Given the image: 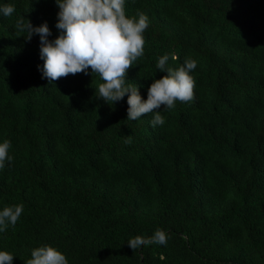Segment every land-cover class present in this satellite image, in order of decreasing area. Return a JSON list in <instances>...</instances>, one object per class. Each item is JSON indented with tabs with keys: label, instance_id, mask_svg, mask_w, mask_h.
<instances>
[{
	"label": "trees",
	"instance_id": "1",
	"mask_svg": "<svg viewBox=\"0 0 264 264\" xmlns=\"http://www.w3.org/2000/svg\"><path fill=\"white\" fill-rule=\"evenodd\" d=\"M0 211L23 205L0 231V251L26 264L45 245L68 264H264V0H125L128 18L148 17L144 54L125 84L142 100L166 75L197 67L194 98L127 119L128 93L106 103L89 68L49 82L40 39L18 32L46 22L55 0H0ZM172 56L178 59L173 60ZM129 137L131 142H128ZM157 229L166 245L128 241Z\"/></svg>",
	"mask_w": 264,
	"mask_h": 264
},
{
	"label": "clouds",
	"instance_id": "2",
	"mask_svg": "<svg viewBox=\"0 0 264 264\" xmlns=\"http://www.w3.org/2000/svg\"><path fill=\"white\" fill-rule=\"evenodd\" d=\"M55 3L59 8L55 27L60 34L54 40H48L51 32L46 22L34 27L20 17L15 25L18 32L28 33V40L33 34L39 35V56L43 65L37 67L42 78L52 82L86 73L90 68L104 81L97 89L103 101L112 104L128 93L127 119L134 121L155 111L151 126L165 123V118L157 111L162 106L171 110L177 101L187 103L193 100L195 80L189 73L195 70L197 63L192 59H186L183 66L175 69H165L169 56H161L156 68L167 74L150 84L146 100L141 99L137 86L125 84L127 71L144 54L143 33L149 23L147 15L141 13L138 19L126 17L125 0H55ZM14 12L13 5L0 6V13L5 17ZM172 59L178 58L172 56ZM128 142H131L130 137ZM10 147L8 140L0 143V169L5 160L12 159L8 156ZM22 212V204L0 211V231H5L8 225L15 226ZM127 243L134 251L149 244L166 245L167 236L157 229L149 238L136 236ZM12 260L13 255L0 251V264H12ZM26 264H68V261L61 252L45 245L34 248Z\"/></svg>",
	"mask_w": 264,
	"mask_h": 264
}]
</instances>
